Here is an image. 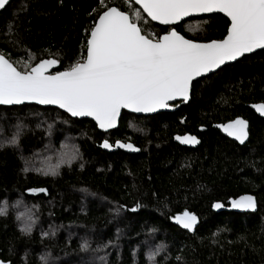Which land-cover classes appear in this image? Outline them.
Segmentation results:
<instances>
[{"label": "trees", "instance_id": "16d2710c", "mask_svg": "<svg viewBox=\"0 0 264 264\" xmlns=\"http://www.w3.org/2000/svg\"><path fill=\"white\" fill-rule=\"evenodd\" d=\"M110 7L129 13L154 41L174 28L208 43L224 39L230 26L219 14L160 26L133 0H13L0 13V53L19 71L50 59L58 60L54 73L64 71L84 61L91 29ZM258 103H264V50L195 82L191 101L177 111L124 112L109 133L54 108L0 107V208L7 206L0 260L264 264V119L250 108ZM236 118L250 123L243 146L216 128ZM18 131V142L7 143ZM187 134L201 141L198 148L175 143ZM104 141L129 142L140 152L107 153ZM56 165L57 175L43 174ZM245 194L256 197L257 213L213 210ZM186 210L200 219L194 235L174 225ZM28 215L34 223L26 234L17 217Z\"/></svg>", "mask_w": 264, "mask_h": 264}, {"label": "snow or ice", "instance_id": "6c2138e0", "mask_svg": "<svg viewBox=\"0 0 264 264\" xmlns=\"http://www.w3.org/2000/svg\"><path fill=\"white\" fill-rule=\"evenodd\" d=\"M154 21L171 25L193 13H224L230 20L228 35L222 40L197 43L186 39L172 28L155 41L142 34L129 13L110 7L99 16L87 41L84 63L76 62L64 71L46 75L58 60H41L30 72L18 71L0 54V105L35 101L56 105L73 117H93L100 128L116 126L121 109L137 113L155 112L170 107L178 97L189 99L193 79L218 69L256 49H264V0H134ZM9 0H0L3 9ZM101 5L104 0H100ZM141 17L139 10L135 11ZM199 28V25L196 26ZM264 114V104L256 105ZM247 121H232L227 126L241 143L247 138ZM226 129V130H227ZM19 131L7 141L15 145ZM184 143H198L195 137H177ZM0 146H3L0 143ZM104 147L110 148L107 141ZM138 151L131 144H119ZM56 165L43 172L57 175ZM46 192V189H31ZM234 207L254 209V198L241 197ZM216 208L222 207L216 204ZM136 209H133L135 211ZM7 214V206L0 215ZM24 222L22 231L32 230L31 215L18 216ZM193 214L185 213L180 220L184 228H192ZM86 247V245H85ZM153 257L150 256L151 260ZM0 264H4L0 261Z\"/></svg>", "mask_w": 264, "mask_h": 264}, {"label": "water", "instance_id": "95a60500", "mask_svg": "<svg viewBox=\"0 0 264 264\" xmlns=\"http://www.w3.org/2000/svg\"><path fill=\"white\" fill-rule=\"evenodd\" d=\"M12 1H13V0H9V3H8L3 9H0V13H1L2 11H4V10L9 6V4H10ZM133 2H134V0H133ZM134 3H135V2H134ZM135 4H136V3H135ZM136 5L139 6V7L142 9V6H141V5H138V4H136ZM114 8H116V7H114ZM117 9H118V8H117ZM118 10H119V9H118ZM142 10H143V9H142ZM119 11H120V10H119ZM121 12H122V11H121ZM144 13H145V12H144ZM216 14L222 15L223 17H225V18L230 22L229 18H228L224 13H220V12H212V13H193V14H191V15H189V16H186V17H184L183 19H181V20H179V21H177V22H175V23H173V24H171V25H165V24L160 23L159 21H154V20H152V19L147 15V13H145V15H146V16H147V17H148L153 23L158 24V25H160V26H164V27H173V26L180 25V24H182L183 22L188 21V20L193 19V18H199V17H203V16H211V15H216ZM130 18H131V17H130ZM98 19H99V18H98ZM230 23H231V22H230ZM229 27H230V26H229ZM142 34H143V33H142ZM164 35H166V34H164ZM227 35H228V33H227ZM197 43H199V42H197ZM208 43H209V42H208ZM205 44H206V43H205ZM262 50H264V49H256V50H254V51L251 52V53H246V54H244L243 56H240V57H238L237 59H235V60H233V61H227V62H225V63H224L223 65H221L218 69H215V70H213V71H211V72H209V73H206V74H204V75H202V76H200V77H197V78L193 79V81H192V83H191V86H190L189 99H188L186 102H185L182 98L178 97V98H177L176 100H174V101H169L170 107H168V108H160V109H157L155 112H150V113H137V112L132 111L131 109H121V110H120V115L117 117L116 126H115V127H112V128H108V129H102V128H100V127L98 126V124H97V121H96L93 117H88V116H86V117H73V116H72L70 113H68L66 110L61 109V108H59V107L56 106V105H41V104H39V103H37V102H35V101H25V102L20 103V104L0 105V107H20V106H24V105H36V106H39V107H42V108H54V109H58V110H60L61 112H63V113H65V114L69 115L70 117H72V118H74V119H78V120H90V121H92V122L95 123V125L97 126V128H98L99 131L104 132V133H109V132L114 131V130H116V129L119 128L120 121H121V118H122V115H123L124 112L129 113V114H133V115H136V116H145V117H148V116H155V115H158V114H160V113H166V112H167V113H173V112L177 111V110L180 108L181 105H187V104H189V102L191 101V97H192V87H193V84H194L195 82H197V81H199L200 79L206 78V77H208V76H210V75H212V74L218 72L219 70H221L223 67H225V66H227V65H231V64L236 63L237 61H239L240 59H242V58L245 57V56L252 55V54H254V53H256V52H259V51H262ZM0 54H1V53H0ZM50 60H53V59H50ZM84 62H85V61H83V62H81V63H84ZM13 66H14V65H13ZM14 67H15V66H14ZM56 67H57V64L52 65L51 67H49V68L47 69V72H46L45 74H46V75H53V74H55V73H54V70L56 69ZM17 70H18V69H17ZM18 71H19V70H18ZM261 104H264V103L252 104V105L250 106V108H251V110H252V111H253L258 117L264 119V114H262L261 111H259L256 107H254V106H256V105H261ZM236 120H244V121H247V120H245L244 118H236V119L233 120V121H236ZM231 123H232V121H230V122H228V123H226V124H220V125H217L216 128L221 132V134H222L223 136H225L226 138L230 139L231 141L236 142L237 144L242 145V146H243V145H246V144L248 143L249 139H250V123L247 121V127H246V129H245V131H246V133H247V138L244 140L243 143H241L240 140H238V139L236 138V135H235V134H233V135H230V134H229V131H231V129H227V126L231 125ZM226 129H227V130H226ZM177 137H182V138H191V137H195L196 140H198L199 142H198V143H184V142H182L181 140H178ZM174 141H175V143L179 144L180 146L185 147V148H189V149H196V148H198V147L200 146V144H201V141H200L196 136H193V135H190V134L183 135V136H179V135H177V136H175ZM104 142H105V141H104ZM104 142H103L102 145H101V149H102L104 152H107V153H115V152H118V151H122V152L127 153V154H138V153L140 152V150H139L137 147H135L132 143H129V142H128V143H123V142H121V141H118V142H115L114 144H111L110 142L107 141L108 144L111 145L110 148L104 147V146H103V145H104ZM119 144H124V145L131 144V145L134 146L135 149H138V151H136V150H132V149H129V148H127V147H120ZM249 196H251V197L254 198V203H255V208H254V209L239 208V207H234V206H233V201H237V202H239L241 197H249ZM216 204H221V203H216ZM216 204H215V205H216ZM229 204H230V206H229L228 208H225L223 204H221L222 207H220V208H216L215 205H214L213 210H214L216 213H221V212L227 211V212H233V213H239V214H255V213L258 212L257 199H256L255 196H253V195H251V194H245V195H242V196H240V197H238V198H236V199H232V200L230 201ZM185 213L193 214V215L196 217V221H195L194 225L192 226V228H190V229H189V228H184L183 225H182V223L180 222V220H182V219L184 218V214H185ZM174 225H175L176 227L180 228L181 230L186 231V232L190 233L191 235H194L195 232H196V230H197V228H198L199 225H200V219H199V217H198L197 215H195L194 213H191V212H189V211L186 210V211H184V212L178 214V215L175 217V219H174ZM0 261H2V260H0ZM3 262H4V261H3ZM4 264H9V263L4 262Z\"/></svg>", "mask_w": 264, "mask_h": 264}]
</instances>
